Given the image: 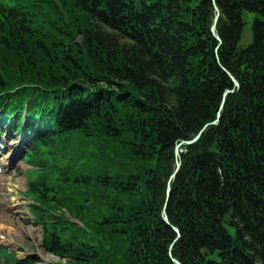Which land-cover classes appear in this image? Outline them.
<instances>
[{
    "label": "trees",
    "instance_id": "obj_1",
    "mask_svg": "<svg viewBox=\"0 0 264 264\" xmlns=\"http://www.w3.org/2000/svg\"><path fill=\"white\" fill-rule=\"evenodd\" d=\"M54 1L0 9V108L20 131L27 105L47 130L26 159L45 248L70 264H119L101 252L123 247V264H264V0Z\"/></svg>",
    "mask_w": 264,
    "mask_h": 264
},
{
    "label": "rangeland",
    "instance_id": "obj_2",
    "mask_svg": "<svg viewBox=\"0 0 264 264\" xmlns=\"http://www.w3.org/2000/svg\"><path fill=\"white\" fill-rule=\"evenodd\" d=\"M37 1H39L40 3H54L55 5H57L54 0ZM220 18V11L217 12L215 10L214 17L212 18V27L215 23L217 27ZM254 19L255 14L245 15L247 26L244 30L241 48H247L252 43L251 26ZM51 31H54V28ZM18 63H22V61H19ZM228 94L229 92L226 94V97ZM214 125H218V121H216ZM11 134L10 136H8L7 142L8 144H13L15 149L18 148L19 150L20 148V153H18V155L14 159H12V165L11 167H8V169H4L5 164H3L2 162V158L0 161V180L2 179L4 181L3 184H0V191L2 189V192L0 193V247H7V249L9 248L11 252H15L18 258L24 261L31 260L34 262V264H70V262L66 258L64 259L59 257L58 255L52 254L44 246V236L47 226L45 228V226L41 224V221H37L36 219H34V216L31 214L28 207L33 203V201L26 198L25 195L27 192L28 180H30L29 178L35 177L38 172L36 169L31 168L28 164L23 163V161H19V158L23 156L24 152L28 148V144L22 143L25 144V146L21 145V141L24 140L22 134L18 135L15 132H12ZM15 143H18V145H15ZM185 152L186 150L183 149L182 146H180L178 148L177 157H180V155H183ZM8 154L9 152L5 151L2 157L5 158L6 156H8ZM178 164H180L181 167L180 159H178L177 161L176 170L171 176V180H174L177 175L176 171ZM169 188L170 185L168 186V189ZM60 210L62 211H56L59 217L62 215L65 218L71 220V223H76L75 225L79 226L80 228H84V225L80 221H78L77 219H70V215L68 214V212H65L64 209ZM164 212L165 211H163V216L165 221V218H167V216ZM49 222L51 223L52 221L49 220ZM49 222L47 223L50 226L51 224ZM61 222L64 223L63 221ZM166 223L170 225V222L168 220ZM175 230H177L178 233H176L179 234V230L177 228H174V231ZM78 239L79 242L83 244L89 243L90 245H94L90 240V237L88 238L86 236H79ZM129 244L131 245V242ZM123 250L124 253L120 252V254H118L121 256H114V253L101 252L102 262H105L109 259V257L113 256L116 259V262H118L119 264H123L121 263V261L127 256L128 249L123 247ZM173 263L180 264L176 259H173Z\"/></svg>",
    "mask_w": 264,
    "mask_h": 264
},
{
    "label": "bare ground",
    "instance_id": "obj_3",
    "mask_svg": "<svg viewBox=\"0 0 264 264\" xmlns=\"http://www.w3.org/2000/svg\"><path fill=\"white\" fill-rule=\"evenodd\" d=\"M4 142H5V140H4ZM22 143H26L25 142V140H22ZM21 143V145L22 146H25V144H22ZM5 144H7L6 142H5ZM15 145H18V143L16 144L15 143ZM7 146V151L9 152V154H8V156H6V158H4V157H2V160H3V163L6 165V166H10L11 164H10V162H12V159H14L17 155H18V153H20L19 151H20V148H19V150H18V148L17 149H15V147L13 146V144L11 145V144H7L6 145ZM13 148V149H12ZM22 149V148H21ZM24 156V155H23ZM24 157H26V156H24ZM24 163H26L27 164V162L25 161Z\"/></svg>",
    "mask_w": 264,
    "mask_h": 264
},
{
    "label": "water",
    "instance_id": "obj_4",
    "mask_svg": "<svg viewBox=\"0 0 264 264\" xmlns=\"http://www.w3.org/2000/svg\"><path fill=\"white\" fill-rule=\"evenodd\" d=\"M215 10L217 11V12H219V10H218V8L215 6ZM212 33H213V35L215 36V38L217 39V40H219V41H221L220 40V38H219V36L217 35V33H216V23L213 25V27H212ZM233 80V82H234V84H235V86L236 87H238V82L236 81V80H234V79H232ZM228 92H226L225 93V95H224V97L226 98V94H227ZM199 139V136H197L195 139H194V141L193 142H195L196 140H198ZM193 142H187L186 144H191V143H193ZM183 144H185V143H182V145ZM178 148L179 147H177L176 148V155H178ZM183 152V151H182ZM179 167H180V164H178V167H177V171H176V173H178V170H179ZM175 173V174H176ZM170 194V188L168 189V195ZM165 221L167 222V218H165ZM177 233H178V231L177 230H175Z\"/></svg>",
    "mask_w": 264,
    "mask_h": 264
}]
</instances>
